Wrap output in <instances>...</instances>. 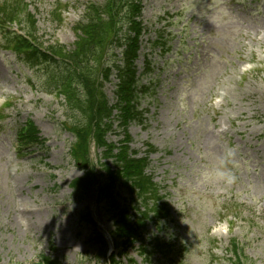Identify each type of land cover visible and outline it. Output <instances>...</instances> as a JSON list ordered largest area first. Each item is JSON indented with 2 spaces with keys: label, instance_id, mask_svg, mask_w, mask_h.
Here are the masks:
<instances>
[{
  "label": "rangeland",
  "instance_id": "1",
  "mask_svg": "<svg viewBox=\"0 0 264 264\" xmlns=\"http://www.w3.org/2000/svg\"><path fill=\"white\" fill-rule=\"evenodd\" d=\"M20 1L39 42L70 50L84 5L104 0H60V23L50 14L57 0ZM139 6L135 19L144 32L135 65L139 85L150 84L152 94L139 100L143 121L127 126L128 144L137 158L153 147L145 172L168 209L159 223H147L145 243L157 238L172 246L166 257H150L151 264H233L226 249L231 242L245 264H264V0H141ZM8 28L18 30L16 24ZM5 40L0 31V100H14L15 107L10 115L3 110L0 129V264H38L41 257L52 264H107L108 256L117 264H149L139 243L122 255L112 243L107 257L87 245L99 232L109 248L113 226L91 195L71 196L70 184L83 172L69 156L74 139L61 127V101L43 83L48 67L28 65L24 53L3 49ZM111 55L120 56L114 49ZM95 79L100 84L92 93L113 105L114 75ZM113 121L106 140L117 147L125 135L116 116ZM27 122L37 145L19 157L12 182L7 173L14 166L15 132ZM91 146L99 169L101 150ZM228 149L235 150L237 183H202L200 172ZM85 207L96 230L87 215L79 217Z\"/></svg>",
  "mask_w": 264,
  "mask_h": 264
},
{
  "label": "trees",
  "instance_id": "2",
  "mask_svg": "<svg viewBox=\"0 0 264 264\" xmlns=\"http://www.w3.org/2000/svg\"><path fill=\"white\" fill-rule=\"evenodd\" d=\"M130 1V0H129ZM109 2L116 3L117 5L120 2L127 3L128 0H111ZM8 1L5 3L7 4ZM6 8V5H5ZM9 8V6H7ZM93 10L89 8L87 12ZM3 12V11H2ZM134 10H132V13ZM15 9L12 8L11 11H4L5 18L2 19V23L12 22L17 19L15 17ZM108 17L105 21L100 19V16H95L92 13H87L88 20L85 24H78L75 27V31H79L81 36L79 35L78 42L76 44V48L73 51L66 52L63 47H51V54L54 57L58 58V60L64 66V73L61 75H57L53 77L52 72H49V78H47L48 88H52L57 91L59 94L65 95L66 106L69 108V112L71 117L73 116L76 120V123L79 125L81 129L74 128L73 133L76 135V143L73 146L72 156L76 158L84 157L88 163V153L86 150L87 146V138L91 135V130L99 131V121L102 122L106 117L110 115V108L107 107L106 103H102L99 99L91 97L92 89H95L93 85V81L89 72L91 68H94L95 65H99V62L106 57L107 49H111L114 47L123 46V61L124 67L120 68L116 66L117 74L119 78V86L118 91H116L115 95H125V91H128V95H131V61L135 57V44L128 43L131 38L119 39L116 37V33H113L114 25L117 23L114 16L112 14H106ZM128 17V15H126ZM31 22V21H28ZM27 22L28 29L33 28V22ZM133 29L137 25L135 22H131ZM104 27H107L108 30H105ZM31 32V30H28ZM28 32V33H30ZM103 32L106 33L103 36ZM113 33V34H112ZM138 34V31L135 35ZM112 35L111 39L107 41V36ZM115 35V36H113ZM124 41V42H122ZM23 45L25 42L21 41ZM36 56L37 61H42L44 63H49V59L44 58L39 54H34ZM59 69V66H58ZM95 95V94H94ZM98 95V94H96ZM84 129V130H83ZM77 150V153H76ZM110 156L109 153H107ZM78 156V157H77ZM119 162V161H118ZM123 162V161H120ZM119 162V163H120ZM131 163V171H129V175L131 174L134 168L133 161H124L121 166H126L129 168V164ZM116 172H110L106 169L105 179L99 182L97 178L93 176V174H89L87 176L88 179V187L97 186V194L100 197V201L103 202L104 210H107V216L113 222L114 226V239L118 241L120 246L127 249L131 248L134 243L132 239L137 240L140 238V233H138L136 228L144 229L145 228V214H138L137 217H133V215H129L128 211L131 209L129 206L120 205L121 201L116 199V193L114 192V188L117 183L116 176L121 173L120 164L116 163ZM128 174L126 175L125 181L123 185L125 189L128 190L127 180ZM81 185V184H80ZM77 186L76 192L80 191ZM160 213L156 217H158ZM130 217L136 219L137 221L134 223L136 226L131 224ZM143 231V230H142ZM171 246L168 244H164L161 241L154 240V250L161 253L162 256H166L170 250ZM125 250L122 249L120 255L124 253ZM147 253V252H144ZM149 256V253H147ZM151 255V254H150ZM146 262L150 264L149 257L145 254ZM44 264H49L45 262ZM112 264H117L112 260Z\"/></svg>",
  "mask_w": 264,
  "mask_h": 264
},
{
  "label": "clouds",
  "instance_id": "3",
  "mask_svg": "<svg viewBox=\"0 0 264 264\" xmlns=\"http://www.w3.org/2000/svg\"><path fill=\"white\" fill-rule=\"evenodd\" d=\"M234 158V149H228L224 155L216 157L210 167L200 172L201 182L208 185H233L237 183L238 177L233 171Z\"/></svg>",
  "mask_w": 264,
  "mask_h": 264
}]
</instances>
